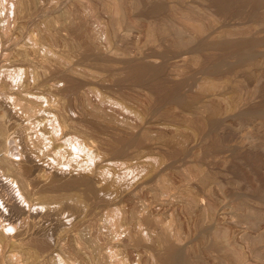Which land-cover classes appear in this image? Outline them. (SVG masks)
Here are the masks:
<instances>
[{
	"label": "rangeland",
	"instance_id": "rangeland-1",
	"mask_svg": "<svg viewBox=\"0 0 264 264\" xmlns=\"http://www.w3.org/2000/svg\"><path fill=\"white\" fill-rule=\"evenodd\" d=\"M0 264H264V0H0Z\"/></svg>",
	"mask_w": 264,
	"mask_h": 264
},
{
	"label": "bare ground",
	"instance_id": "bare-ground-1",
	"mask_svg": "<svg viewBox=\"0 0 264 264\" xmlns=\"http://www.w3.org/2000/svg\"><path fill=\"white\" fill-rule=\"evenodd\" d=\"M245 54H247V53H245ZM245 57V56H244ZM245 58H248V57H245ZM172 258V257H171Z\"/></svg>",
	"mask_w": 264,
	"mask_h": 264
}]
</instances>
